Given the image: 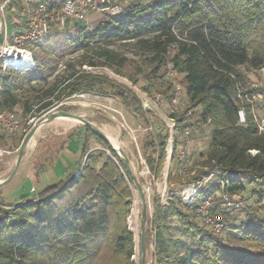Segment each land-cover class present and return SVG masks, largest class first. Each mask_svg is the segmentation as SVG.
<instances>
[{
  "label": "trees",
  "instance_id": "trees-1",
  "mask_svg": "<svg viewBox=\"0 0 264 264\" xmlns=\"http://www.w3.org/2000/svg\"><path fill=\"white\" fill-rule=\"evenodd\" d=\"M64 2L45 1L56 11ZM66 32L53 52H33L36 68L29 72L4 71L0 64V114L19 109L24 117L41 116L76 95H113L152 130L149 112L130 89L77 67L124 70L131 59L120 45L143 55L153 78L171 65L182 77L188 103L183 111H172L173 133L164 122L141 149L150 176L159 180L172 137L167 200L162 202L154 192L147 220L151 264H264V130L255 114L256 91L247 85L249 73L264 69V0H133L119 15H104L92 27L74 23ZM77 53L79 65L64 63ZM167 88L171 93L164 98L171 104L176 90ZM144 91L150 93L149 88ZM241 109L246 113L244 125L238 119ZM59 110L69 112L63 106ZM203 127L211 128L207 150L190 166V159L181 154ZM80 129L81 156L83 162L87 159L77 173L46 186L33 199L0 203V264H137L136 238L128 226L133 178L108 140L89 127ZM76 133L67 136L65 144ZM23 140L24 135L9 137L0 131V150L11 153L0 159V175ZM92 142L100 149L92 151ZM212 178L213 183L204 184ZM183 185L199 187L191 202L177 189ZM248 186L257 209H246L242 225L236 226L223 209L217 213L213 208L212 213L222 217L225 232L244 231L242 240L253 250L230 247L198 215L205 199L218 193L243 194Z\"/></svg>",
  "mask_w": 264,
  "mask_h": 264
},
{
  "label": "rangeland",
  "instance_id": "rangeland-1",
  "mask_svg": "<svg viewBox=\"0 0 264 264\" xmlns=\"http://www.w3.org/2000/svg\"><path fill=\"white\" fill-rule=\"evenodd\" d=\"M37 1L45 2L46 0ZM118 1L125 4L121 2V0ZM8 14L9 16H18L17 10H9ZM100 18L101 17L94 19L91 24L93 25L95 21ZM10 22V32L12 35V31L15 28H12V24H14L12 20H10ZM80 26L83 27L84 24L81 23ZM70 32L72 33L73 29ZM66 33V29L53 31L44 42L40 43L42 45L41 48H32V51L34 53H38L42 50L50 53L53 52L60 46V43L64 42ZM118 49L131 59V63L120 72L110 69H90L88 67L80 68L79 66L77 69L84 70L88 74L92 75L106 76L111 81L118 83L120 86L130 89L142 102V106L147 100L151 101L153 105L151 109H146V111L149 112V117L151 118L154 129L146 130L143 120L128 111L123 103L113 95L108 97L91 94L76 95L66 99L62 106L69 109V113L81 116L94 125L98 124L97 127L107 136L109 141L113 144V147L121 148L125 151L130 160L134 175L139 181L142 180L144 183L143 190L147 199V215L148 217H151L153 213L152 198L154 196V192H157L161 196L162 202L165 203L167 200L168 188L166 180L169 171L170 156H168L162 178L155 180L150 176V173L145 166V162L142 157V145L150 133L154 134L155 131L160 129L159 127H161V125L165 122L164 120L169 119L172 111H183L188 103V100L186 98L183 85L181 84L182 77L176 73L171 74L169 67L161 70L157 79L153 78V76L149 75L151 65H149L147 59L143 55L136 54L131 46L124 47L120 45L118 46ZM80 58L81 53H77L67 58L64 63L70 60L74 61L76 65H79ZM63 70L64 67L60 66L59 72L62 73ZM162 75H164V78L161 80L160 77ZM247 76L248 87L255 89L250 84L253 81L258 82L261 88L257 90L255 89V91L261 92L264 96V69L249 73ZM133 80H137L138 83L135 85ZM169 85H172L173 91L176 90V96L173 98L176 101V104H174L173 101L170 104L164 98V94L169 93L167 90ZM147 88L150 89V93H146L144 91V89ZM155 100H159L160 103L156 104ZM253 103L255 104V99H253ZM59 108L57 111H60ZM15 113L23 120L26 118L22 115V112L19 109H17ZM195 113L196 115L193 118L194 122L199 119V110ZM256 115L259 125L264 128V114L257 113ZM47 116L48 115L46 113L41 116L34 114L30 118L35 120L34 124H28L25 120L22 122V129L18 133V136L24 135L25 139L31 131L34 129H37V131L33 137V141L31 142L32 144L29 145L30 147L28 146L25 152V156L23 158V162L25 164H21L22 166L20 165L21 168L19 167L20 170L16 179L11 184L0 188V203L12 204L17 198H19L20 195H26L31 199L37 197L38 193L43 188L58 182L60 175L64 174V170H67L68 163H72L74 160L76 148H79V151L81 152L83 141L80 143L78 138H72L68 142L69 151L63 155H61V153L59 155V151L64 141L70 134L68 127L72 126L74 130L78 127H82L83 125L71 120H49L44 123L43 120H45ZM60 121H66V124H63V122ZM64 130H67L68 133ZM210 133V127H203L197 129V131L193 134L191 144L185 151V155L190 159V166L198 155L206 152L210 139ZM98 149H100V146L95 142H92L91 150L95 151ZM4 152L5 154L0 156V159H4L11 154L6 151ZM18 152L19 150L12 154L9 162L11 168L9 171L7 170L5 173L0 175V182L5 181L11 174L16 165ZM52 163L53 168L51 170L40 173L41 170H43L44 165L47 167ZM81 164L82 157L80 158L78 166ZM214 181L215 179L212 178L208 183L205 182L204 184H210ZM32 188L36 190V193H31ZM132 189L133 207L128 222L131 221V229L133 230L137 243V252L134 260L137 264H140L138 242L141 234L142 205L136 188L133 187ZM177 189H183L182 196L184 197V200H187V198H189L192 194L191 186H178ZM251 189L252 188L248 186L245 193L229 197L231 205L225 207L220 205L221 202H219V199H221L222 195L218 193L215 197L216 204L214 205V209L218 208L217 213H219V209H223V213L229 214L231 216V220L236 226L242 225V223L247 221V213L245 212L246 209H257L256 200L252 195ZM135 211H137V214L134 213ZM174 224H178L177 220H174ZM243 233L244 231H236L234 233L226 231L221 238L232 248L253 250L254 247L252 245L242 240ZM151 254V250L149 253L147 252L146 264H151Z\"/></svg>",
  "mask_w": 264,
  "mask_h": 264
},
{
  "label": "built area",
  "instance_id": "built-area-1",
  "mask_svg": "<svg viewBox=\"0 0 264 264\" xmlns=\"http://www.w3.org/2000/svg\"><path fill=\"white\" fill-rule=\"evenodd\" d=\"M133 0H128L127 3L122 4L118 0H65L61 10L56 11L49 8L45 2L37 0H0V64L4 71L13 70L20 73L29 72L36 68L33 51L30 48L31 44H40L44 42L53 31L71 28L74 23H83L86 27H92L89 17L91 15H110L116 16L122 13L127 4ZM143 1V0H141ZM9 10H17L18 16H9ZM18 18L17 30L10 32V20ZM14 22V21H13ZM87 68V67H85ZM91 69V68H90ZM171 74L175 72L169 65ZM156 104L160 103L155 100ZM174 104L176 101L173 100ZM63 103L48 111L46 114L56 112ZM153 103L147 100L143 107L144 109H151ZM31 116L24 120L28 124H34L35 120L30 119ZM238 119L241 125L246 123V113L244 109L238 111ZM16 113H2L0 114V131L9 137L17 136L22 129V122L24 121ZM192 121V120H191ZM170 131L173 133L175 123L172 119L165 120ZM261 130H264L261 127ZM190 129L184 131V137L188 139ZM190 145L191 142L188 141ZM172 153V137L169 141L168 156ZM252 155L258 154L257 151H252ZM5 154L0 150V156ZM185 152H182L183 159ZM211 179L205 180L209 182ZM204 182V183H205ZM199 187L191 186L192 194L187 198V202H191L195 197ZM32 192H35L33 190ZM221 206H230L229 197L227 195L221 196ZM216 204L215 197L205 199L200 208L198 215L205 226H207L215 234L222 236L225 232V224L221 216L215 217L212 213L214 205ZM131 229V221L128 222Z\"/></svg>",
  "mask_w": 264,
  "mask_h": 264
},
{
  "label": "water",
  "instance_id": "water-1",
  "mask_svg": "<svg viewBox=\"0 0 264 264\" xmlns=\"http://www.w3.org/2000/svg\"><path fill=\"white\" fill-rule=\"evenodd\" d=\"M57 119H67L71 121H75L77 123H80L83 126L91 128L95 133L100 135L102 138L106 139L109 141L107 136L94 124H92L90 121L84 119L81 116L71 114L69 112H64V111H56L48 114V116L43 120V122H48L49 120H57ZM37 129H34L31 131V133L23 140L22 145L19 149L18 152V157L16 161V165L14 169L12 170L11 174L9 177L3 181L0 182V187L6 186L8 183L12 181L14 176L16 175L23 158L25 156V152L29 146V143L31 139L34 137ZM110 142V141H109ZM115 151L118 153V155L121 157L123 160V163L125 167L127 168L128 172L131 174L134 182V186L136 188V191L139 195V198L141 200V205H142V216H141V234L138 242V254L140 256V264H146V257H147V220H148V215H147V199H146V194L143 190V187L138 180V178L134 175L133 169L130 163V160L128 156L126 155L125 151L121 148H114ZM87 157L84 160V163L86 162ZM78 175V174H77Z\"/></svg>",
  "mask_w": 264,
  "mask_h": 264
},
{
  "label": "crops",
  "instance_id": "crops-1",
  "mask_svg": "<svg viewBox=\"0 0 264 264\" xmlns=\"http://www.w3.org/2000/svg\"><path fill=\"white\" fill-rule=\"evenodd\" d=\"M99 17H101V16H98V15H91L90 17H89V20L92 22L94 19H97V18H99ZM14 21V26H15V29L13 30V31H15V30H17V28H18V26L16 25L19 21H18V18H15V20H13ZM12 31V32H13ZM250 78V77H249ZM250 84V83H249ZM250 85H252L253 86V88H255L256 90L257 89H259V88H261L260 87V85H259V83L258 82H255V81H253ZM253 99H255V105L257 106V109L255 110V114H257V113H263L264 114V96H263V94L261 93V92H257L256 91V95L254 96V98ZM57 120H67V119H57ZM165 121V120H164ZM60 122H63V124H66L65 122L66 121H60ZM96 126L98 125V124H95ZM81 127H78V128H76V129H74L73 130V127L72 126H70V127H68V131L70 132V134L69 135H71L72 133H74L75 131H77V133L73 136V138H78L79 139V142L81 143L83 140L81 139V134H82V130L80 129ZM71 130H73V131H71ZM66 133H68L67 132V130H64ZM68 135V136H69ZM65 142H66V140L64 141V143H63V145H62V147H61V149H60V151H59V155H60V153H61V155H63V154H65V153H67L68 151H69V147H68V142H67V144H65ZM111 143V142H110ZM112 144V143H111ZM112 146H113V144H112ZM80 149L79 148H76V152L74 153V160L72 161V163L70 162V163H68V165H67V170H64L63 172H64V174H61L60 175V179L58 180V181H60V180H63V179H66V178H68V177H70L73 173H77V171H78V169H79V167L80 166H78L79 165V163H80V158L82 157L81 156V152L79 151ZM3 151V150H2ZM79 152H80V155H79ZM81 156V157H80ZM23 162V161H22ZM54 163V162H53ZM53 163L51 164V165H49V166H47L45 169H44V171L45 172H48L49 170H51L52 168H53ZM82 163H84L83 162V159H82ZM22 165L23 164H25L24 162L23 163H21ZM21 165V166H22ZM11 168V165L8 163V171H9V169ZM21 168V167H20ZM19 170L20 169H18V171H17V173H16V175L14 176V178L12 179V181L10 182V183H8L7 185H9V184H11L15 179H16V176H17V174H18V172H19ZM43 171V172H44ZM32 176V175H31ZM6 185V186H7ZM0 188H2V187H0ZM34 190V188H32L31 189V193H36V190H35V192H32ZM30 196V195H29ZM23 197H28V196H26V195H20L19 196V198H17L16 200H15V202L14 203H16V202H19Z\"/></svg>",
  "mask_w": 264,
  "mask_h": 264
},
{
  "label": "bare ground",
  "instance_id": "bare-ground-1",
  "mask_svg": "<svg viewBox=\"0 0 264 264\" xmlns=\"http://www.w3.org/2000/svg\"><path fill=\"white\" fill-rule=\"evenodd\" d=\"M74 122H75V121H74ZM39 133H40V132H39ZM35 137H37V136H35ZM32 141H33V138L31 139L29 145L32 144V143H31ZM29 147H30V146H29ZM134 213L137 214V211H135ZM133 215H134V214H133ZM135 221H136V220H135ZM132 223H133V222H132Z\"/></svg>",
  "mask_w": 264,
  "mask_h": 264
}]
</instances>
